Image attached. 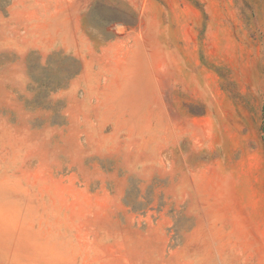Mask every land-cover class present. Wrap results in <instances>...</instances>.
I'll return each mask as SVG.
<instances>
[{"label":"rangeland","instance_id":"1","mask_svg":"<svg viewBox=\"0 0 264 264\" xmlns=\"http://www.w3.org/2000/svg\"><path fill=\"white\" fill-rule=\"evenodd\" d=\"M0 264H264V0H0Z\"/></svg>","mask_w":264,"mask_h":264}]
</instances>
